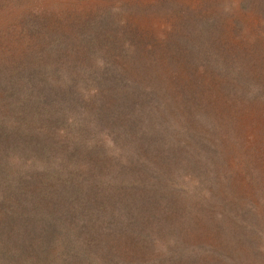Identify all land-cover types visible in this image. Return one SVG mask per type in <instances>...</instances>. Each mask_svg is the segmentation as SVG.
Here are the masks:
<instances>
[{"label": "trees", "instance_id": "trees-1", "mask_svg": "<svg viewBox=\"0 0 264 264\" xmlns=\"http://www.w3.org/2000/svg\"><path fill=\"white\" fill-rule=\"evenodd\" d=\"M91 27L82 38L109 40ZM72 38L45 33L46 67L0 75V264H234L220 231H191L205 214L186 186L208 180L216 146L168 120L114 55L73 63Z\"/></svg>", "mask_w": 264, "mask_h": 264}, {"label": "rangeland", "instance_id": "rangeland-1", "mask_svg": "<svg viewBox=\"0 0 264 264\" xmlns=\"http://www.w3.org/2000/svg\"><path fill=\"white\" fill-rule=\"evenodd\" d=\"M95 23L109 40L82 38ZM52 31L73 37V63L114 55L168 120L203 131L219 154L206 182L186 186L202 196L189 204L193 215L205 214L191 231H220L234 264H264V0H0V75L46 67ZM213 213L220 228L208 223ZM237 219L245 229L236 240Z\"/></svg>", "mask_w": 264, "mask_h": 264}]
</instances>
